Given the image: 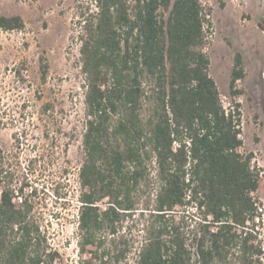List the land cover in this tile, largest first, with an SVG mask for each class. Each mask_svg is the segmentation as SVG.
<instances>
[{
  "label": "trees",
  "instance_id": "1",
  "mask_svg": "<svg viewBox=\"0 0 264 264\" xmlns=\"http://www.w3.org/2000/svg\"><path fill=\"white\" fill-rule=\"evenodd\" d=\"M211 15L202 0L75 3L87 264H264L263 170L242 138L243 58L233 57L225 103L210 74ZM24 28L20 16L0 15V30ZM41 68L44 78L43 56ZM36 182L0 149V264H64ZM47 188L67 196L63 183Z\"/></svg>",
  "mask_w": 264,
  "mask_h": 264
},
{
  "label": "rangeland",
  "instance_id": "2",
  "mask_svg": "<svg viewBox=\"0 0 264 264\" xmlns=\"http://www.w3.org/2000/svg\"><path fill=\"white\" fill-rule=\"evenodd\" d=\"M76 1L0 0V15L20 16L25 23L22 31L0 30V149L19 175L37 181L40 191L44 185L40 212L51 223V243L64 264H87L90 257L78 244L85 104ZM202 1L212 8L210 74L225 103L233 57L239 52L243 58L245 78L238 83L242 138L263 170L258 196L264 239V0ZM42 56L48 67L44 78ZM37 155L42 158L29 163ZM51 180L64 184L65 199L55 200L47 192Z\"/></svg>",
  "mask_w": 264,
  "mask_h": 264
}]
</instances>
